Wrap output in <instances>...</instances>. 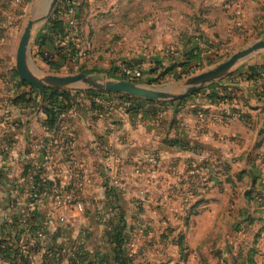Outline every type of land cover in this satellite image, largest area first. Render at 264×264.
Returning a JSON list of instances; mask_svg holds the SVG:
<instances>
[{"label":"rangeland","instance_id":"obj_1","mask_svg":"<svg viewBox=\"0 0 264 264\" xmlns=\"http://www.w3.org/2000/svg\"><path fill=\"white\" fill-rule=\"evenodd\" d=\"M141 1L58 0L39 31L32 33L30 69L39 78L102 75L180 94L187 80L264 41V0H146L145 6ZM47 2L0 0V264H10L2 253L6 248L17 264H24L19 259L30 264H264V169L253 165L252 174L230 161L236 179L227 173V192L218 196L217 205L205 208V190L223 183V177L203 160L178 176L169 164L161 165V158L146 153L149 146L138 148L126 141L122 136L128 121L123 115L129 102L117 97L126 95L21 84L18 45L27 24L36 27ZM71 7L75 36L69 38L65 31L47 35L55 21H65ZM39 34L48 37L47 47L37 45ZM145 51H151L152 66L120 61H137ZM187 51L195 60L184 73L178 66L186 63ZM61 55L64 60L53 64ZM258 64H264V51L240 61L224 80ZM171 66L179 69L161 78ZM125 68L139 71L141 79L125 78ZM153 78L158 82L150 84ZM216 83L185 97V104L207 98ZM51 93L69 98L62 106L67 113L56 120L53 131L47 129L44 114V98ZM134 99L143 101L140 107L159 123L165 120L160 115L168 117L174 108L163 104L175 103ZM198 110L192 114L194 129H204L205 122L195 120ZM109 127L122 148L109 143ZM202 167L213 169L205 183ZM191 171H199L200 180ZM35 177L51 185L39 190ZM175 178L176 187L170 182ZM117 207L124 209V216ZM15 221L20 229L8 234Z\"/></svg>","mask_w":264,"mask_h":264},{"label":"crops","instance_id":"obj_2","mask_svg":"<svg viewBox=\"0 0 264 264\" xmlns=\"http://www.w3.org/2000/svg\"><path fill=\"white\" fill-rule=\"evenodd\" d=\"M141 2L145 6L146 0ZM194 5V3L190 4V6ZM187 6L190 7L188 3ZM193 16H187V19H191ZM180 39H182V42L178 43L177 46H181L183 43V37ZM157 52H161L163 55V51ZM150 54L151 51H145L144 54L139 55L137 61L131 57L120 61L126 65L138 62V66L144 68L148 63L152 66L153 62L148 58ZM147 76L149 79L150 75ZM224 78L219 80L214 87L210 86L212 90L208 92L210 94L216 91L220 97H228V99H223L217 104H210L206 97H200L201 100H195L191 105L189 103L183 106L174 104V108H171V111L169 110L170 116L165 117L166 113L160 115L161 118L165 119L160 123L154 121L147 114H133L125 111L123 115L126 122H128L125 126V134L122 137H125V140L134 147L149 146L144 149L146 153L155 154L157 161L159 160L158 157L161 158V165L166 166L169 164L173 167V170H176L178 176L184 171V168L192 167L199 161L203 160L204 163L213 164L224 181L220 185L209 186L205 190L207 193L205 201L208 203L205 208L213 202H215L214 205H217L218 196L221 197L220 194L225 195L227 192L225 188L227 173H230L229 176L236 179L237 173H234L230 161L233 160L237 167L241 166L243 167L242 170H248L252 174L253 169L251 166L253 165L256 169H264V96L260 95L263 82L260 80L249 82L242 78L234 81L231 79L227 82ZM196 103H199V105ZM195 107H199L205 114L204 129H194L192 114ZM76 115L78 114L74 116L76 117ZM99 119L102 118L99 117ZM95 121H97V118H95ZM112 127H109V143L113 144L114 142V148H122L116 144V132ZM74 135H77L76 131H74ZM106 135L105 137L108 138V134ZM178 139L182 140L187 146L179 148L170 145L173 140ZM63 140L65 141L64 138ZM124 146L127 149L129 145L124 144ZM72 147L74 148V146ZM190 148L192 149L190 150ZM195 149L198 154L194 153ZM224 171H226L225 174ZM241 172L239 171V173ZM262 172L264 178V171ZM177 180L178 178L171 179L170 182L176 187ZM218 182L217 180L213 181L214 184ZM232 190L229 192L231 193ZM183 198L187 199L186 196H183ZM109 200L113 201L114 199L109 197ZM115 205L114 203L110 205V211H115L113 209ZM122 211L124 212V209Z\"/></svg>","mask_w":264,"mask_h":264},{"label":"water","instance_id":"obj_3","mask_svg":"<svg viewBox=\"0 0 264 264\" xmlns=\"http://www.w3.org/2000/svg\"><path fill=\"white\" fill-rule=\"evenodd\" d=\"M58 0H48L41 16L34 23L29 22L24 29L16 53V72L19 78L28 85L41 89H60L65 87H89L111 94L126 95L142 100L155 102H176L196 93L200 87L211 82L219 81L230 74L231 70L243 59L264 51V41L258 42L243 52L232 56L226 62L219 64L212 70L195 76L185 83V88L180 94L170 88L161 90L145 88L134 83L108 79L102 75H77L70 77H44L39 78L37 72L29 67L28 47L33 31H39L41 24L51 15Z\"/></svg>","mask_w":264,"mask_h":264},{"label":"trees","instance_id":"obj_4","mask_svg":"<svg viewBox=\"0 0 264 264\" xmlns=\"http://www.w3.org/2000/svg\"><path fill=\"white\" fill-rule=\"evenodd\" d=\"M55 22H56L55 23L56 26L54 28H52V29H49L48 32H47V35L54 34L56 36L57 33H62V35L64 34V23L62 21H59V20H57ZM49 31H51V32L49 33ZM55 32H56V34H55ZM38 39H39V42H37V45H39L42 48L48 46V44H47L48 37L47 36L39 34V38ZM64 58H65V55H61L59 58L56 57V59H54L53 60L54 62L52 61V63L53 64H59V63H61L62 60H64ZM185 58H186V63H183L181 66H178L179 68L183 69L184 73H186V71H187L186 69H189V64L188 63L195 60L194 57H193V53L191 51H187V53L185 54ZM178 67L171 66L169 69H165V72L162 73L159 76L162 78V77H167L169 75H174V73H175L174 71L179 69ZM238 78L245 79V80H247L249 82H257L258 80L262 81L263 85L261 87L262 92H261L260 95L264 96V64H262V65H252L249 68L241 70V71H238V73H236L235 75L231 76V79L233 81L238 79ZM176 79L179 80L180 77H177ZM149 82H150V84H152V83H157L158 81H157L156 78H153ZM21 84L23 86H25V87L29 86V85L25 84L22 81H21ZM57 94L58 93H51L50 96L44 98L46 100V109L44 111V114L47 117L45 125H46L47 129H49L50 131H53L52 129L55 128V125L57 123L56 120L61 115L67 113L66 112L67 110L65 111V109L62 108V106H63V104L65 102L69 101V98L64 97V96H57ZM89 94H98V93L89 92ZM117 97L121 98V99H125V100H127L129 102V110H127L128 113H133V114L141 113L143 115L147 114L148 111L145 109V107L144 108L140 107V105H142L143 101L141 102V101H138L137 99L126 97V96H117ZM223 99H228V97H226V98L225 97H220L219 94L216 91L215 92H211L210 94L207 95V100H208V102L210 104H217L220 101H222ZM185 101H186V99H182L180 101H176L175 103H165L163 105L177 104V105L183 106V105H185ZM19 102H20V104L23 103L21 101H19ZM25 104H27V103H25ZM198 111H202V110L200 109ZM198 111H196V112H198ZM170 145H173V146H184V147L187 146V144H185L180 139L173 140ZM26 168L29 169V172H31L32 170L34 172V168L31 165H27L26 164ZM35 179H36L35 185H37L39 190L41 189V190L44 191V187H45L46 181H39L38 177H35ZM197 180H199V178H197ZM211 182H213V181H211ZM46 184L47 185H51V183L48 182V181H47ZM200 203H204V202H200ZM117 209H118V213H119L120 217L124 216V212L118 207H117ZM35 219L31 222V224H33L35 222ZM16 223L17 222L15 221V223H14L15 227L13 229L8 230V234H12L13 230L20 229L21 225H18ZM26 225H28V224H26ZM120 232H122V231H120ZM119 237H120V235L118 233L117 234V239ZM115 242H117V241H115ZM119 246H118V248H119ZM2 253L4 254L5 258H8L7 260L9 261L10 264H17L16 259H14V258H16V256H11L10 255V253H12V250L10 251L9 248H6V250H4ZM19 261H22L24 264H30V262L25 260V259H21V260L19 259Z\"/></svg>","mask_w":264,"mask_h":264},{"label":"built area","instance_id":"obj_5","mask_svg":"<svg viewBox=\"0 0 264 264\" xmlns=\"http://www.w3.org/2000/svg\"><path fill=\"white\" fill-rule=\"evenodd\" d=\"M67 13L69 15L66 17L65 21L63 22L64 23V31H65V34H68L69 38H70V36H72V38H73L76 34V31H77V27H76L77 22H76V19L73 18V15L75 14L74 7L69 8ZM45 58H47L46 54H45ZM123 73L125 75V78H127L129 80L131 79V81L141 79V74L137 70L125 68ZM205 119H206L205 114L202 111H198L195 114V120H198L199 122L203 123L205 121ZM212 171H213V169L211 167H202L200 169L201 174L199 173V171H197V172L191 171V172H189V175L193 176V177L196 176L197 178H199L201 176L200 178H201L202 182L205 183L207 178H209L210 175L212 174ZM198 174H200V176H197ZM200 178H199V180H200Z\"/></svg>","mask_w":264,"mask_h":264},{"label":"bare ground","instance_id":"obj_6","mask_svg":"<svg viewBox=\"0 0 264 264\" xmlns=\"http://www.w3.org/2000/svg\"><path fill=\"white\" fill-rule=\"evenodd\" d=\"M44 1V0H43Z\"/></svg>","mask_w":264,"mask_h":264}]
</instances>
